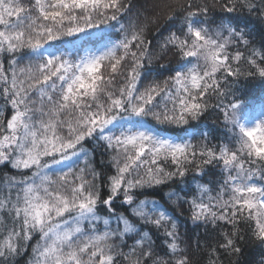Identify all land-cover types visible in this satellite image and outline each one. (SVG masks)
Listing matches in <instances>:
<instances>
[{"label":"snow or ice","instance_id":"1","mask_svg":"<svg viewBox=\"0 0 264 264\" xmlns=\"http://www.w3.org/2000/svg\"><path fill=\"white\" fill-rule=\"evenodd\" d=\"M249 246L264 0H0V264H241Z\"/></svg>","mask_w":264,"mask_h":264},{"label":"trees","instance_id":"2","mask_svg":"<svg viewBox=\"0 0 264 264\" xmlns=\"http://www.w3.org/2000/svg\"><path fill=\"white\" fill-rule=\"evenodd\" d=\"M188 227L192 230V232L198 231L191 224H189ZM262 255H264V253H262L260 249L249 246L245 249V253L241 258V264H258ZM225 264H227V261Z\"/></svg>","mask_w":264,"mask_h":264}]
</instances>
